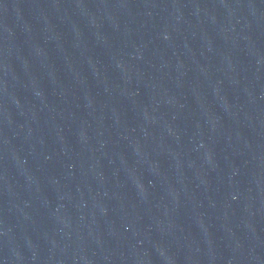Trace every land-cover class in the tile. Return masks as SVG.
<instances>
[{"label": "water", "instance_id": "water-1", "mask_svg": "<svg viewBox=\"0 0 264 264\" xmlns=\"http://www.w3.org/2000/svg\"><path fill=\"white\" fill-rule=\"evenodd\" d=\"M0 264H264V0H0Z\"/></svg>", "mask_w": 264, "mask_h": 264}]
</instances>
